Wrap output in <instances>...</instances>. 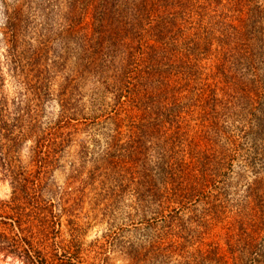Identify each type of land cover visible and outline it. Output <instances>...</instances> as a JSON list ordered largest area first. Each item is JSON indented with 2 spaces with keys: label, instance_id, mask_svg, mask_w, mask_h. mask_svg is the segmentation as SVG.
I'll return each instance as SVG.
<instances>
[{
  "label": "rangeland",
  "instance_id": "1",
  "mask_svg": "<svg viewBox=\"0 0 264 264\" xmlns=\"http://www.w3.org/2000/svg\"><path fill=\"white\" fill-rule=\"evenodd\" d=\"M85 12L72 0H0V264L217 263L237 231L216 211L264 203V167L253 151L263 96L261 105L239 108L242 115L220 101L219 132L175 106L171 131L193 146L191 162L203 154L206 187L186 201L170 191L162 207L148 208L150 196L139 200L148 178L137 173L145 168L155 179L163 145L147 128L120 126L122 50L95 33ZM200 248L203 258L195 255ZM210 248L219 250L217 262L205 255Z\"/></svg>",
  "mask_w": 264,
  "mask_h": 264
},
{
  "label": "trees",
  "instance_id": "2",
  "mask_svg": "<svg viewBox=\"0 0 264 264\" xmlns=\"http://www.w3.org/2000/svg\"><path fill=\"white\" fill-rule=\"evenodd\" d=\"M74 2L90 11L85 12V17L89 15L95 33L108 34L113 40L108 46L122 50L121 56L114 55L120 58V69L124 72L115 78L120 92L114 113L119 117L120 126L122 122L128 123L130 126L125 127L130 128V132L132 128H147L159 134L163 145L156 167L151 169L156 173L155 179H150L145 168L137 173L141 181L148 178L143 189L148 191L145 196L140 195L139 200L150 196L148 208L155 203L162 207L161 198L171 200L170 191L175 193L176 201L201 194L206 187L204 167L207 164L201 161L203 154L196 155L192 162L187 158L192 153V145L179 130L174 138L172 123L180 113L174 114L175 106L183 104L182 114L193 118L196 115L195 119L202 118L200 123L207 130L216 128L219 132V121L214 115H218V103L223 99L229 101L228 105L237 106L234 111L240 115L239 108L250 103L262 104L264 0H111L110 5L109 0H72ZM247 69L254 70L251 78L246 77ZM218 97L221 100L217 101ZM259 110L264 113V109ZM249 115L238 123L239 132L245 130ZM254 128V155L261 157L264 167L263 118H256ZM194 138L197 139L196 135ZM173 156L178 158L173 159ZM117 183L122 187L123 180ZM263 204L253 202L254 211L235 206L230 215L221 209L216 211L218 222V216L226 215L227 230L237 231V239L230 243L228 237L226 255L219 252L222 260L219 257L216 261L219 250L215 248L208 250L207 258L216 261L215 264L264 262V234L260 235L264 233ZM167 220L169 229L174 217ZM195 255L203 258L204 251L200 248ZM148 261L143 260L145 264ZM183 262L192 264L190 260ZM192 262L203 264L206 259Z\"/></svg>",
  "mask_w": 264,
  "mask_h": 264
}]
</instances>
